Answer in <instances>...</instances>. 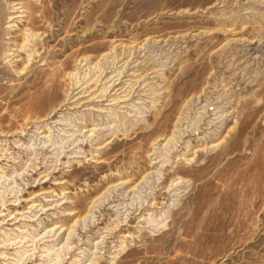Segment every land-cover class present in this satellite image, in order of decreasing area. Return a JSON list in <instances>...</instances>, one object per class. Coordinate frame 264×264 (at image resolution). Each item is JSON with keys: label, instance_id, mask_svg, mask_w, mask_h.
I'll return each mask as SVG.
<instances>
[{"label": "rangeland", "instance_id": "obj_1", "mask_svg": "<svg viewBox=\"0 0 264 264\" xmlns=\"http://www.w3.org/2000/svg\"><path fill=\"white\" fill-rule=\"evenodd\" d=\"M0 264H264V0H0Z\"/></svg>", "mask_w": 264, "mask_h": 264}, {"label": "bare ground", "instance_id": "obj_2", "mask_svg": "<svg viewBox=\"0 0 264 264\" xmlns=\"http://www.w3.org/2000/svg\"><path fill=\"white\" fill-rule=\"evenodd\" d=\"M57 74H60V70H58V69H55L54 71H51L49 74H48V76H44V79H42V78H39V81L37 80V85H40V90L42 91L39 95L40 96H42V94L43 93H46L47 95L49 94V93H53L54 95H55V97H59V92L57 91V89H58V86H59V84L61 83V81H60V79H59V75H57ZM47 75V74H46ZM54 75V76H53ZM72 84V83H71ZM39 93V92H38ZM38 93H36V91H34L33 93H32V95H30V97H34L36 94V96H38ZM45 94V95H46ZM70 96V95H69ZM67 98V97H66ZM67 100V99H66ZM62 102H64V99L62 100ZM66 103V102H65ZM64 103V104H65ZM63 104V105H64ZM67 104V103H66ZM85 132V131H84ZM153 163V162H152ZM157 170V169H156ZM154 174L155 175H158L156 172L155 173H150V172H148L146 175H145V177L146 178H148L149 176L151 177V176H154ZM144 177V178H145ZM145 201H143V203H144ZM147 202V201H146ZM142 203V204H143ZM142 204H141V206H142ZM143 205H145V204H143ZM151 208V207H154V205H153V203H150V204H146L145 205V208ZM85 215V214H84Z\"/></svg>", "mask_w": 264, "mask_h": 264}]
</instances>
